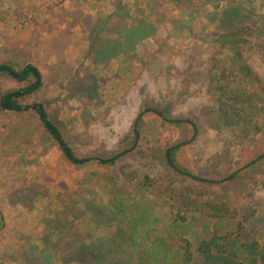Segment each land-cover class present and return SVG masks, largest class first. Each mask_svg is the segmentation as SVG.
I'll return each mask as SVG.
<instances>
[{"label": "rangeland", "instance_id": "obj_1", "mask_svg": "<svg viewBox=\"0 0 264 264\" xmlns=\"http://www.w3.org/2000/svg\"><path fill=\"white\" fill-rule=\"evenodd\" d=\"M191 6L169 0H0V63L41 69L44 85L29 102L46 104L78 155L109 158L130 148L135 119L145 109L168 118L147 113L135 150L116 165L77 167L36 115L0 111V264H44L35 253H51L52 264H137L113 190L144 195L139 212L150 203L153 222L141 223L140 233L169 245L184 236L195 250L214 230L209 220L171 223L177 189L211 194L240 219L233 208L250 204L256 215L249 226L264 230V160L232 181L200 187L177 178L164 161L165 150L190 134L183 123L168 120L197 124V139L178 161L212 178L230 172L242 154L254 158L264 150V100L253 102L252 127L233 132L211 97L210 73L221 49L209 21L213 7ZM253 6L264 14L261 0ZM253 43L247 63L264 82V35H255ZM21 86L0 78V94ZM145 176L154 180L150 187L141 185ZM86 246L93 252L86 253Z\"/></svg>", "mask_w": 264, "mask_h": 264}, {"label": "trees", "instance_id": "obj_2", "mask_svg": "<svg viewBox=\"0 0 264 264\" xmlns=\"http://www.w3.org/2000/svg\"><path fill=\"white\" fill-rule=\"evenodd\" d=\"M169 1L187 10H190L194 3L202 7L212 5L213 12L210 14L209 21L217 29L213 35L221 49L210 73L209 93L219 103L220 111L233 132L234 130L246 131L253 125V110H251L254 108L253 102L264 100V82L247 63L246 58L247 53L254 52V36L264 35V14H256L253 6L256 0ZM261 1L264 5V0ZM3 77L16 80L22 86L0 94V111L20 116L36 115L53 144L58 147L69 163L77 167L90 164L105 167L116 165L122 157L135 150L142 132L141 125L147 113L152 112L162 116L163 119H168L160 111L145 109L135 119L133 130L136 141L130 148L109 158L81 157L70 145L61 128L53 121L46 104L29 102L30 98L36 95L44 85L41 69L33 63H28L21 68L10 63H0V78ZM168 121L183 123L189 129L190 134L184 142L171 145L165 150V164L177 178L191 182L194 187L222 185L264 160V150L254 158L242 154L239 157L242 160L236 161L234 168L232 167L233 169L223 177L212 178L201 174L178 161L181 150L197 139L199 135L197 124L191 119ZM239 141L243 146L245 145L243 141ZM242 144L237 145L242 146ZM229 149H225V155L228 154ZM232 161L233 159L230 161L231 165ZM150 182L154 183V180L145 176L141 185L150 187L152 185ZM131 192L113 190L118 197L117 204L119 210L121 209L119 211L121 220L128 229H131L129 245L136 256L137 264H191L193 262L198 264H264V230H253L249 226L248 221L256 215L255 209L250 204L244 208H233L241 211L243 217L240 219L236 211L232 212L226 202L211 194L206 196L194 190L177 189L175 201L169 207L172 209L171 218H169L171 223L179 227L186 226L190 222L209 220L214 226V230L208 233V237L202 239L193 250V243L184 236L175 237V244L169 245L161 237L152 239L148 233H140L141 223L153 222L151 218L153 207L148 203L143 212H139L144 195H133ZM127 214L132 217L128 218ZM84 248L86 253L93 252L92 246ZM32 251H35V248H32ZM35 257L44 264H52L51 253L44 258L35 253ZM70 263L75 264L77 261Z\"/></svg>", "mask_w": 264, "mask_h": 264}, {"label": "water", "instance_id": "obj_3", "mask_svg": "<svg viewBox=\"0 0 264 264\" xmlns=\"http://www.w3.org/2000/svg\"><path fill=\"white\" fill-rule=\"evenodd\" d=\"M4 226V216L2 211L0 210V230L3 228Z\"/></svg>", "mask_w": 264, "mask_h": 264}]
</instances>
